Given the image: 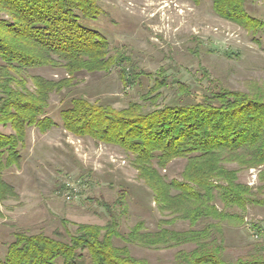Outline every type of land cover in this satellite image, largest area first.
I'll list each match as a JSON object with an SVG mask.
<instances>
[{
  "label": "trees",
  "instance_id": "obj_1",
  "mask_svg": "<svg viewBox=\"0 0 264 264\" xmlns=\"http://www.w3.org/2000/svg\"><path fill=\"white\" fill-rule=\"evenodd\" d=\"M257 1L211 0L221 18L264 35V19L245 8L246 2ZM101 13L99 0H0V125L12 128L9 134L0 131V200L13 194L1 174L20 160L26 128L45 130L55 124L46 115L50 94L69 87L82 71L118 66L125 73L121 56L110 54L108 40L84 24ZM47 66L63 69L69 78L56 81L29 74ZM135 75L128 74L130 84L137 81ZM206 81L199 96L177 82L178 93L165 104L155 105L152 93L120 109L72 97L59 112L62 127L70 133L131 155L132 167L162 216L156 229L138 220L127 233L121 232L127 205L120 190L113 203H102L105 224H77L67 240L59 232L16 231L0 264H149L134 257L128 245L176 249L172 264H264V242L234 259L226 255L224 242V226H241L250 205L264 208V81L246 80L245 90L209 77ZM175 159L186 163L179 178L168 179L161 170ZM245 169L258 170L259 184L239 181L238 173ZM177 220L190 227L171 228ZM116 239L124 244H115Z\"/></svg>",
  "mask_w": 264,
  "mask_h": 264
},
{
  "label": "rangeland",
  "instance_id": "obj_2",
  "mask_svg": "<svg viewBox=\"0 0 264 264\" xmlns=\"http://www.w3.org/2000/svg\"><path fill=\"white\" fill-rule=\"evenodd\" d=\"M99 5L102 13L84 24L108 40L110 54L121 56L125 73L118 66L77 73L69 87L50 94L46 115L55 124L45 130L34 125L26 128L20 160L4 167L1 174L13 192L0 200L1 260L16 231L50 236L59 232L67 240L77 224H105L102 203H113L120 190L126 193L127 205L121 218L122 233L138 220L154 230L162 218L151 190L130 163L131 155L62 127L59 112L72 97L120 109L132 101L143 102L148 93L155 105L169 103L178 93L177 82L199 96L209 84L208 77L238 90H245L246 80L264 81V35H253L221 18L211 0H99ZM245 8L253 17L264 19V1L246 2ZM130 72L137 79L131 84ZM29 74L56 81L69 78L63 69L50 66ZM149 101L144 103L146 108L151 106ZM0 131L9 134L12 128L0 125ZM185 163V159H175L161 173L168 179L179 178ZM257 173L256 169L241 170L238 179L255 186L259 184ZM216 205L221 208L219 200ZM170 227L184 230L190 226L177 220ZM224 242L231 259L264 242V208L250 205L241 226H224ZM115 244L124 243L116 239ZM128 248L149 264H172L176 251Z\"/></svg>",
  "mask_w": 264,
  "mask_h": 264
},
{
  "label": "built area",
  "instance_id": "obj_3",
  "mask_svg": "<svg viewBox=\"0 0 264 264\" xmlns=\"http://www.w3.org/2000/svg\"><path fill=\"white\" fill-rule=\"evenodd\" d=\"M255 237H256V235H255Z\"/></svg>",
  "mask_w": 264,
  "mask_h": 264
}]
</instances>
